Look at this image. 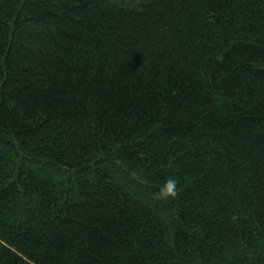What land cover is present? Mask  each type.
<instances>
[{
    "label": "trees",
    "instance_id": "trees-1",
    "mask_svg": "<svg viewBox=\"0 0 264 264\" xmlns=\"http://www.w3.org/2000/svg\"><path fill=\"white\" fill-rule=\"evenodd\" d=\"M0 264H264V0H0Z\"/></svg>",
    "mask_w": 264,
    "mask_h": 264
},
{
    "label": "clouds",
    "instance_id": "clouds-1",
    "mask_svg": "<svg viewBox=\"0 0 264 264\" xmlns=\"http://www.w3.org/2000/svg\"><path fill=\"white\" fill-rule=\"evenodd\" d=\"M177 183L178 181L175 178L167 179L159 190L158 198L159 199L174 198L177 195Z\"/></svg>",
    "mask_w": 264,
    "mask_h": 264
}]
</instances>
